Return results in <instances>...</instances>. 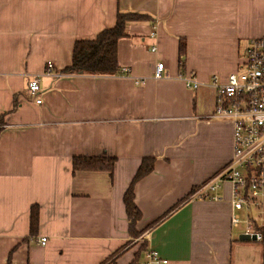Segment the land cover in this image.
<instances>
[{"label": "crops", "instance_id": "obj_1", "mask_svg": "<svg viewBox=\"0 0 264 264\" xmlns=\"http://www.w3.org/2000/svg\"><path fill=\"white\" fill-rule=\"evenodd\" d=\"M118 10L147 16L117 43L125 74L41 76L47 61L70 65L75 41L112 27ZM262 36L264 0H0V264H141L150 248L167 264H263L262 241L239 240L230 224L231 184L199 195L232 157V124L211 118L210 86L182 79L224 80ZM103 155L116 158L111 176L72 171L74 157ZM147 157L154 167L134 187L132 238L123 196ZM254 208L258 232L264 208Z\"/></svg>", "mask_w": 264, "mask_h": 264}, {"label": "built area", "instance_id": "obj_2", "mask_svg": "<svg viewBox=\"0 0 264 264\" xmlns=\"http://www.w3.org/2000/svg\"><path fill=\"white\" fill-rule=\"evenodd\" d=\"M156 36V30L151 32ZM151 50L158 53L156 45ZM153 77L163 76L165 69L162 56L155 58ZM237 70L222 80L213 75L207 82H199L193 77H183L185 85L196 89L200 85L210 86L214 90L215 105L211 118L229 121L232 124V157L225 167L201 188L199 195L206 196L210 191L220 188L222 181L232 186V213L230 224L239 228L243 224V233L262 241V235L256 232L250 222L248 211L251 207H263L264 200V36L250 40L243 59L239 60ZM52 61H47L44 73L51 78L63 76L55 69ZM126 68L119 73L125 74ZM40 75L28 78L27 91L36 96L40 91ZM142 82V81H141ZM138 83V82H137ZM40 104L41 100L37 99ZM209 198L217 199L216 195ZM242 211L245 217L239 212ZM149 237V234H146ZM45 245L47 239L38 240ZM168 261L154 249L145 252L142 264H167Z\"/></svg>", "mask_w": 264, "mask_h": 264}, {"label": "trees", "instance_id": "obj_3", "mask_svg": "<svg viewBox=\"0 0 264 264\" xmlns=\"http://www.w3.org/2000/svg\"><path fill=\"white\" fill-rule=\"evenodd\" d=\"M145 18H147V16L141 13L123 12L118 10L115 24L112 27L103 29L94 39L75 41L72 50L71 63L61 72L65 74H81L89 76L116 75L120 70L117 58V43L119 39L127 34L126 27L129 23L143 20ZM184 49L185 43L183 40H180L179 52L181 57L184 54ZM17 104L15 98L13 102L14 107H16ZM115 161V157L107 155L97 157L76 156L72 160V171H106L111 176ZM153 167L154 158H143L123 196L125 212L129 222V235L132 238L137 237L140 234V232L136 230V223L141 217V212L135 203L134 187L139 180L153 171ZM38 226L39 212L38 207L36 206L33 207L30 212V233L27 238H31L37 234ZM258 230L262 235V242L260 245L264 264V226L258 228ZM117 252L118 251H116V253ZM115 254H113L112 257ZM112 261L113 260H111V262Z\"/></svg>", "mask_w": 264, "mask_h": 264}, {"label": "rangeland", "instance_id": "obj_4", "mask_svg": "<svg viewBox=\"0 0 264 264\" xmlns=\"http://www.w3.org/2000/svg\"><path fill=\"white\" fill-rule=\"evenodd\" d=\"M156 56H158V55H156ZM122 68H120V70H121ZM127 69V68H126ZM119 70V71H120ZM140 83V82H139ZM262 203H263V208H264V200L262 201ZM254 210H255V208L254 207H252L251 209H250V211H249V217L250 218H252L255 214H253V212H254ZM245 214L246 213H244V212H242V217H245ZM240 229H242V231H243V224L240 226ZM249 241H254V240H249ZM133 242V241H132ZM246 242H248V241H246ZM127 243H129V242H127ZM107 264H112V263H110V262H108ZM142 264V263H141Z\"/></svg>", "mask_w": 264, "mask_h": 264}, {"label": "water", "instance_id": "obj_5", "mask_svg": "<svg viewBox=\"0 0 264 264\" xmlns=\"http://www.w3.org/2000/svg\"><path fill=\"white\" fill-rule=\"evenodd\" d=\"M239 240L241 241H249V240H255V237H250L249 235H240Z\"/></svg>", "mask_w": 264, "mask_h": 264}]
</instances>
